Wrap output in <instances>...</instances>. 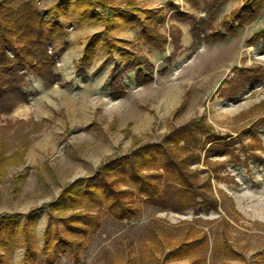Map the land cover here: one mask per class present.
I'll list each match as a JSON object with an SVG mask.
<instances>
[{
	"label": "rangeland",
	"instance_id": "rangeland-1",
	"mask_svg": "<svg viewBox=\"0 0 264 264\" xmlns=\"http://www.w3.org/2000/svg\"><path fill=\"white\" fill-rule=\"evenodd\" d=\"M167 1L136 3L141 8L160 4L163 9ZM56 2L38 0L39 10L44 15ZM174 3L194 20L210 22L209 0ZM115 4L124 7L126 0ZM242 4L243 0H222L216 20L197 40L191 33L192 21L165 9L161 33L169 37L171 31H181L179 47L169 38L165 53L139 41L136 30L123 27L117 31V39L132 43L127 48L148 57L154 66L151 83L130 82L126 94L118 99L111 97L110 89L117 53L108 59L101 50L86 71L75 68L86 38L101 31L102 25L79 26L76 14L61 17L69 47L59 57L55 71L63 81L49 85L29 74L27 103L10 114L0 113V155L3 152L9 159L0 164V216L19 214L22 226L31 211L42 209L34 234L35 247L40 250L45 229L53 221L48 205L57 201L65 187L93 177L111 160L146 144H158L173 129L202 118L221 145L208 154L209 162L202 158L191 169L201 172V181L211 177L209 193L217 199V208L209 209L199 199L196 207L183 211L136 203L141 212L132 220H118L103 212L102 228L89 240L79 264H128L132 254L138 259L136 264H190L200 257L205 264H264V40L250 42L264 30V7L253 22L234 32L221 26L224 16ZM217 31L227 37L210 38ZM60 43L56 41V45ZM169 56L171 60L165 61ZM134 76L132 70L128 78ZM128 78L125 75V83ZM213 169L218 178L210 175ZM144 172L160 170L151 165ZM188 238L204 239L203 250L183 258H166L168 251ZM151 247L156 248V263L149 258ZM25 250L19 236L10 246L0 247V254L7 264H23ZM45 259L41 255L34 264H47ZM53 264L74 261L61 255Z\"/></svg>",
	"mask_w": 264,
	"mask_h": 264
},
{
	"label": "trees",
	"instance_id": "trees-1",
	"mask_svg": "<svg viewBox=\"0 0 264 264\" xmlns=\"http://www.w3.org/2000/svg\"><path fill=\"white\" fill-rule=\"evenodd\" d=\"M221 1L209 0L208 22V19L196 21L185 15L174 0L167 1L165 7L158 10L141 8L136 0H126L124 7L116 5V0H57L44 15L39 10L38 0H0V113L10 114L19 104L27 103L25 87L29 74L37 75L49 85L63 81L55 71L59 57L69 47L64 41L67 26L61 17L76 14L79 26L102 25L101 31L86 38L75 68L86 71L87 65L99 56L101 50L106 52L108 59H114L117 53L118 62L110 76V89L111 97L118 99L126 94L130 82L137 85L151 83L154 66L148 57L127 48L132 43L117 39L114 36L117 31L123 27L136 30L139 41L165 53L169 38L177 48L181 37L179 29L171 31L169 37L161 33L166 23L165 9L173 11L184 21H192L191 33L197 40L216 20ZM263 7L264 0H243L242 6L224 16L221 26L227 32H234L253 22ZM214 34L210 38L220 40L227 37V33L221 31ZM261 39L264 40V30L254 34L250 42ZM56 41H60V45H56ZM171 58L169 56L165 61L169 62ZM132 70H135V76L129 79ZM125 75L128 83L124 82ZM219 140L202 118L191 120L173 129L160 143L141 146L130 155L104 164L93 177L78 179L65 187L57 201L48 205L49 217L53 221L45 229L42 249H36L34 235L37 213L42 209L31 211L22 226L18 223L19 214L1 215L0 247L10 246L21 236L26 244L23 264H34L41 255L46 256L47 264H53L61 255H68L74 264H79L89 240L102 228L103 212L118 220H132L141 212L136 203L183 211L196 207L199 199L209 209L217 208V199L209 193L211 177L201 181V172L192 170L191 166L199 164L202 158L205 163L209 162L208 154L219 150ZM7 160L2 152L0 164ZM151 165L160 172L145 173ZM210 175L219 177L214 169ZM68 211H72L69 216H61ZM54 212L60 216L54 218ZM204 239H185L168 251L166 258H183L201 251ZM149 251V258L156 263V248L151 247ZM143 257H147L144 251ZM136 261L138 259L132 254L128 264H136ZM0 264H7L1 254ZM190 264L205 262L200 257Z\"/></svg>",
	"mask_w": 264,
	"mask_h": 264
},
{
	"label": "crops",
	"instance_id": "crops-1",
	"mask_svg": "<svg viewBox=\"0 0 264 264\" xmlns=\"http://www.w3.org/2000/svg\"><path fill=\"white\" fill-rule=\"evenodd\" d=\"M167 0H158L159 3L161 2H166ZM243 5V4H242ZM163 5H160V4H157L156 7H149V6H145L144 8L145 9H153V10H157L159 8H161ZM96 32H99V31H96Z\"/></svg>",
	"mask_w": 264,
	"mask_h": 264
},
{
	"label": "bare ground",
	"instance_id": "bare-ground-1",
	"mask_svg": "<svg viewBox=\"0 0 264 264\" xmlns=\"http://www.w3.org/2000/svg\"><path fill=\"white\" fill-rule=\"evenodd\" d=\"M66 64H67V61H66V58H64L63 66H66ZM171 99H173V95L172 94L169 95V100H171Z\"/></svg>",
	"mask_w": 264,
	"mask_h": 264
}]
</instances>
